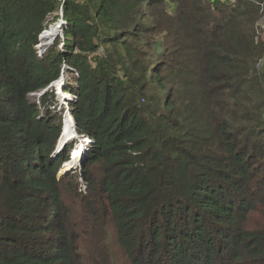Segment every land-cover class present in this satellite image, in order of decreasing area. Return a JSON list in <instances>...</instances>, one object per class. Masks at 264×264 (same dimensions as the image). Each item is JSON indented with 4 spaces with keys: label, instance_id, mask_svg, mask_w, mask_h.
<instances>
[{
    "label": "trees",
    "instance_id": "1",
    "mask_svg": "<svg viewBox=\"0 0 264 264\" xmlns=\"http://www.w3.org/2000/svg\"><path fill=\"white\" fill-rule=\"evenodd\" d=\"M52 16L67 41L40 56ZM263 16L264 0H0V264H264ZM60 79L92 141L79 176L77 140L53 156Z\"/></svg>",
    "mask_w": 264,
    "mask_h": 264
},
{
    "label": "rangeland",
    "instance_id": "2",
    "mask_svg": "<svg viewBox=\"0 0 264 264\" xmlns=\"http://www.w3.org/2000/svg\"><path fill=\"white\" fill-rule=\"evenodd\" d=\"M146 4H147V2H146ZM172 7H173V5L171 6V5H166V8H167V10L170 12V14H174V9H172ZM147 8V7H146ZM140 22L142 23V24H144V22H146V20L144 19V18H141V20H140ZM52 23V24H51ZM60 24H62V20L60 19V20H58L56 23H55V18H54V16H52L51 18H50V23H49V25H50V27H49V32L48 33H46V36L47 35H50V36H48V37H46V39H45V41L47 40L48 41V45L49 44H51L52 43V45H51V47H53L54 46V44H55V41L57 40V38L59 39V41L57 42V44L59 45L58 46V48H62L63 47V41H64V44L66 43V38H64L63 37V35H64V33H63V30H62V27H61V25ZM59 25V26H58ZM45 31V30H44ZM151 37L154 39V40H156V41H159L160 42V44L162 45V43L163 42H166V39H165V32H163V33H153L152 35H151ZM46 41V42H47ZM45 42V43H46ZM60 43V44H59ZM155 58H157L156 56H154V55H151V60L153 61V63H155ZM54 90H55V93L56 94H58L57 95V100H59L58 101V104H59V107L57 108V110L59 111V109H61V108H64V111H63V113H62V116H63V118H64V116H65V113H66V115H70V111L71 110H69V107H70V105H66L67 103L65 102V101H63V99L61 98V82L59 83V82H56L55 84H54ZM36 98L38 99V97L37 96H34V97H32V101H34V99L36 100ZM60 104H62V106H60ZM67 128H68V125H67V127H66V130H67ZM66 130H65V132H64V134L62 135V139L60 140V144L62 145L64 142H66V138H65V136H68V134H65L66 133ZM74 131V130H73ZM74 132H76V131H74ZM83 137V136H82ZM73 138H76V137H73ZM72 138V139H73ZM84 138V137H83ZM80 140V139H79ZM86 140L87 139H84L83 141H85L86 142ZM75 143H76V146L78 145L77 143H78V141H75ZM75 146V147H76ZM75 147H73V149L71 150V152H70V156L72 157V154H73V150H74V148ZM78 152L79 151H75L74 152V154H73V156L74 155H76L77 156V154H78ZM75 156V157H76ZM83 157H84V155H83ZM82 159V158H81ZM74 160V159H73ZM66 164V163H65ZM64 164V165H65ZM63 165V166H64ZM81 170H82V163H81V161L73 168H71L70 170H68V171H66L67 172V174H75V175H77V176H79V173L81 172ZM63 170H61V172H62ZM80 181H81V185H80V187L84 190L85 188V184H84V182H83V180L82 179H80ZM251 220H253V223H254V220H256V221H260L261 219H260V217H259V215H258V213H256L255 215H253L252 217H251ZM252 222V221H251Z\"/></svg>",
    "mask_w": 264,
    "mask_h": 264
},
{
    "label": "bare ground",
    "instance_id": "3",
    "mask_svg": "<svg viewBox=\"0 0 264 264\" xmlns=\"http://www.w3.org/2000/svg\"><path fill=\"white\" fill-rule=\"evenodd\" d=\"M56 23V22H55ZM61 25V24H60ZM59 26V25H58ZM61 27H63L62 25H61ZM63 94V93H62ZM61 98L63 99V101H65V102H67V99L66 98H68V95L67 94H63V95H61ZM67 125H68V128H67V130H66V127H67ZM65 130H66V133L65 134H68V136H65V138L66 139H68V142L70 141V140H77L78 141V145L74 148V150H73V154H74V152L76 151V149H78L77 151H79L78 152V154H77V156L76 155H74V157H73V154H72V157L70 158V160H69V162L71 161V164L69 165V168H74L81 160V158L83 157V155H84V152H85V148H84V146H85V143H82L81 142V140H78V138H79V135H77L76 133H77V130L74 128V125H73V119H71L70 118V115H66V120H65V123H64V131H63V133L61 134V137H62V135L64 134V132H65ZM76 131V132H74V131ZM73 137H76V138H73ZM73 138V139H72ZM84 142V141H83ZM79 147V148H78ZM76 156V157H75ZM74 159V160H73ZM68 163V162H67ZM66 163V164H67ZM65 164V165H66ZM64 165V166H65ZM63 166V167H64ZM63 167H62V169H63ZM61 169V170H62Z\"/></svg>",
    "mask_w": 264,
    "mask_h": 264
},
{
    "label": "built area",
    "instance_id": "4",
    "mask_svg": "<svg viewBox=\"0 0 264 264\" xmlns=\"http://www.w3.org/2000/svg\"><path fill=\"white\" fill-rule=\"evenodd\" d=\"M210 2H213V3H232V2H234L235 0H209ZM61 20H62V24L65 22L62 18H61ZM61 24V25H62ZM259 27H260V29L264 32V16L261 18V20H260V22H259ZM49 29V28H48ZM48 29H46L45 31H43L41 34H40V43L36 46L37 47V49H38V54L41 56L43 53H44V51L46 50V47L48 46V41L46 42L45 41V39H46V37H48V36H50V35H47L46 36V33H48L49 32V30ZM46 42V43H45ZM52 44V43H51ZM50 45V44H49ZM262 65H264V58H262V59H260L259 60V62H258V66H262ZM60 80H57L56 82H59ZM55 82V83H56ZM54 83V84H55ZM54 84H51V85H53L54 86ZM63 84V83H62ZM62 88H63V86L61 85V94H62ZM46 90V89H45ZM41 94V92L40 93H35V95H37V96H39ZM58 95V94H57ZM70 97H73V96H70ZM67 104V106H68V102H66ZM61 106H62V104H61ZM69 107V106H68ZM60 110V109H59ZM69 110H71L70 108H69ZM70 116H72V110L70 111ZM73 117V116H72ZM71 118V117H70ZM72 119V118H71ZM63 120H64V123H65V120H66V113H65V116H64V118H63ZM63 131H64V124H63V129H62V133H63ZM76 134H78V133H76ZM82 137V136H81ZM84 137V139H87L86 140V142L85 143H87V144H91L92 143V141L91 140H89V137H85V136H83Z\"/></svg>",
    "mask_w": 264,
    "mask_h": 264
},
{
    "label": "water",
    "instance_id": "5",
    "mask_svg": "<svg viewBox=\"0 0 264 264\" xmlns=\"http://www.w3.org/2000/svg\"><path fill=\"white\" fill-rule=\"evenodd\" d=\"M61 82V85H62V83H63V79H60V81H59V83ZM53 85H50V86H48L47 87V89H49L50 87H52ZM46 89V90H47ZM72 119H73V125H74V128H75V121H74V118L72 117V116H70ZM76 129V128H75ZM61 138V137H60ZM60 140L61 139H59V141H58V144H57V148H56V150H55V152L53 153V156L54 157H57V155L59 154V152L62 150V148L64 147V145L68 142V139L66 140V142H64L62 145L60 144ZM81 163H82V161H81ZM65 173H67V172H65ZM65 173H62L61 171H60V175H63V174H65Z\"/></svg>",
    "mask_w": 264,
    "mask_h": 264
}]
</instances>
